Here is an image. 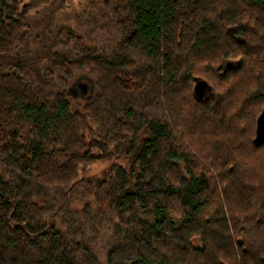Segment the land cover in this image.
<instances>
[{
	"label": "trees",
	"instance_id": "1",
	"mask_svg": "<svg viewBox=\"0 0 264 264\" xmlns=\"http://www.w3.org/2000/svg\"><path fill=\"white\" fill-rule=\"evenodd\" d=\"M263 110L264 0H0V264H264Z\"/></svg>",
	"mask_w": 264,
	"mask_h": 264
},
{
	"label": "rangeland",
	"instance_id": "2",
	"mask_svg": "<svg viewBox=\"0 0 264 264\" xmlns=\"http://www.w3.org/2000/svg\"><path fill=\"white\" fill-rule=\"evenodd\" d=\"M87 38H86V43L88 45L91 46H97L103 42L108 43L109 42V34H107V32H105L104 30L101 29H97L94 32H88L87 34ZM141 66V62H139L137 65H135V68H139ZM75 95H80V97H84V98H88L91 96V91H90V83L87 80L86 77H81L79 76L75 81ZM78 84H83L85 86V92H82L81 89L78 87ZM74 91V90H73ZM206 96H207V92H206ZM205 96V97H206ZM104 169V166H93L91 171L88 173V175L90 177H98L100 175L101 170ZM85 198H87V196H85ZM102 242H100L98 244V250H99V261L103 262L104 260V248L101 244ZM104 243L106 244V242L104 241Z\"/></svg>",
	"mask_w": 264,
	"mask_h": 264
},
{
	"label": "water",
	"instance_id": "3",
	"mask_svg": "<svg viewBox=\"0 0 264 264\" xmlns=\"http://www.w3.org/2000/svg\"><path fill=\"white\" fill-rule=\"evenodd\" d=\"M230 65L231 63H228V66ZM78 87L81 89L82 92H85V86L83 84H79ZM205 89L206 84L203 81H199L194 87V92L197 97L201 98L204 96ZM253 144L255 146H260L261 144H264V110L258 115L256 120Z\"/></svg>",
	"mask_w": 264,
	"mask_h": 264
}]
</instances>
